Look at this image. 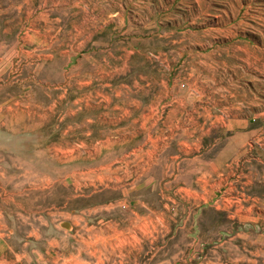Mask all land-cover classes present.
<instances>
[{"label": "rangeland", "instance_id": "rangeland-1", "mask_svg": "<svg viewBox=\"0 0 264 264\" xmlns=\"http://www.w3.org/2000/svg\"><path fill=\"white\" fill-rule=\"evenodd\" d=\"M87 64L125 67V75L149 68L201 101L209 97L217 115L244 110L264 131V0H0L4 98L105 94L100 80L87 85L79 68ZM257 140L264 146V132ZM88 154L83 162L72 153L70 187L40 185L41 207L65 206L72 216L65 231L57 222L41 225L22 249L36 264H264V247L250 242L255 233L196 250L186 241L176 247L166 216L151 217L159 220L151 230L134 226L131 207L172 201L145 193L136 204L118 199L103 169L110 162ZM113 229L120 230L114 237Z\"/></svg>", "mask_w": 264, "mask_h": 264}, {"label": "crops", "instance_id": "crops-1", "mask_svg": "<svg viewBox=\"0 0 264 264\" xmlns=\"http://www.w3.org/2000/svg\"><path fill=\"white\" fill-rule=\"evenodd\" d=\"M79 68L87 85L100 80L107 92L14 102L0 92V264H36L22 249L33 246L41 225L70 227V208L41 207L40 185L70 187L73 152L83 162L93 152L110 162L103 169L118 199L136 204L145 193L172 201L133 206L128 215L150 230L159 222L151 217H168L176 247H216L239 233H255L250 242L264 247V146L257 140L264 131L253 118L240 108L217 115L209 97L201 101L149 68L127 75L117 65Z\"/></svg>", "mask_w": 264, "mask_h": 264}]
</instances>
